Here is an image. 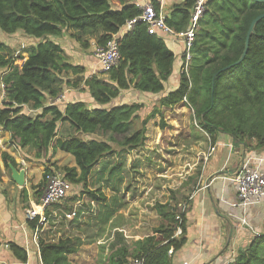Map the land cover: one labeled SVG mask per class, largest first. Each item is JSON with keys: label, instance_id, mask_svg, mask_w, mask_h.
Instances as JSON below:
<instances>
[{"label": "trees", "instance_id": "trees-1", "mask_svg": "<svg viewBox=\"0 0 264 264\" xmlns=\"http://www.w3.org/2000/svg\"><path fill=\"white\" fill-rule=\"evenodd\" d=\"M152 3L158 9L161 6L158 0ZM195 3L185 0L175 4L166 23L176 31L186 29ZM142 11L137 0H0L1 31L11 34L21 29L40 38L25 55H15L0 39V68L6 69L0 127L10 132L20 150L29 148L36 158L47 161L44 180L33 194L37 202L46 188L45 177L53 169L63 172L72 184L88 186L103 157L144 144L147 124L161 114L160 109L142 117L143 103L112 102L130 88L150 94L163 92L176 61L167 40L149 33L145 22H138L118 39V63L109 71L86 76L85 66L70 62L63 46L50 36L67 31L82 48H90L92 42L106 46ZM65 87L87 89L95 105L77 100L62 109V102L55 99ZM185 98L212 144L219 132H225L240 142L255 140L257 147H264V2L206 0L188 72H180L178 87L159 102L173 106ZM25 107L37 112L29 114ZM138 119L141 126L136 127ZM58 150L71 154L75 165L51 164L48 157ZM2 159L9 172L10 164L18 166L7 151L2 152ZM86 192L92 200L107 199L101 191ZM184 205L157 203L159 226L151 235L137 240L132 250L120 245L107 264H128L132 257L143 258L145 264H172L173 254L187 242V203ZM27 222L35 229L38 217ZM9 245L19 261L28 262L25 247L15 242ZM78 249L70 237L54 242L39 238L43 264H73L68 255ZM228 264H264V229Z\"/></svg>", "mask_w": 264, "mask_h": 264}, {"label": "rangeland", "instance_id": "rangeland-1", "mask_svg": "<svg viewBox=\"0 0 264 264\" xmlns=\"http://www.w3.org/2000/svg\"><path fill=\"white\" fill-rule=\"evenodd\" d=\"M0 39L13 49L15 55H25L27 48L40 40L21 29L11 34L0 30ZM18 62L22 63V60ZM5 72L6 69L0 68V106L5 99L2 80ZM126 92L121 97L124 102L144 104L140 111L142 117L148 116L155 108L160 109L161 114L147 124L144 144L126 152H118V149L115 154L103 157L95 167L89 185L73 184L68 196L54 204L52 209L55 212L48 211V219L41 225L43 231L37 233L38 237L53 242L62 237L72 238L81 251L72 255L76 264L83 263L82 260L86 263L100 261L102 252L116 245H127L132 250L137 240L151 235L159 226L161 217L157 203L172 202L183 206L189 201L191 190L208 181L203 171L215 147L189 103L183 101L162 106L160 99L144 97L145 94L136 91ZM24 111L29 114L37 112L27 107ZM135 125L141 126V120H136ZM26 150L28 154L23 153L25 160L17 162V168L25 171V185L32 195L35 187L44 180L47 161L30 155L31 149ZM48 159L60 167L75 165L71 154L57 152L50 154ZM6 181H9L6 191L10 192L12 185L14 189L22 190L13 179L12 170L9 172L3 165L0 184ZM89 190L102 192L107 199L93 202L86 192ZM22 194L19 200L27 214L38 202L35 198L33 202L24 203Z\"/></svg>", "mask_w": 264, "mask_h": 264}, {"label": "crops", "instance_id": "crops-1", "mask_svg": "<svg viewBox=\"0 0 264 264\" xmlns=\"http://www.w3.org/2000/svg\"><path fill=\"white\" fill-rule=\"evenodd\" d=\"M147 1L152 2V0H137L138 4ZM158 1L163 11L168 15L175 4L183 3L185 0ZM50 37L63 46L70 62L85 66L86 76L101 72L95 56V48L97 47L95 42H92L90 48L85 49L67 31L62 35ZM164 38L176 55L174 71L166 81L163 92L157 94L143 93L145 94L144 97L148 95L160 99L169 91L176 89L180 83L179 75L176 73H180L183 44L169 36ZM128 90L140 92L133 88L123 90L112 104L129 103L124 102L121 98L123 93L126 94ZM63 94L65 98L61 101L62 109L68 103L77 100L95 105L87 89L65 87ZM216 137L214 144L210 139L215 150L209 156L203 171L204 178L208 181L197 188H193L191 190L192 195L186 202L187 242L173 254L172 264H228L239 250L245 248L264 229V197L257 202L243 203L237 197L235 183L230 180L234 171L239 167L260 166L264 169V147H257L255 140L240 142L225 132H219ZM10 139V132L0 127V145L2 146L0 168L5 166L2 159L4 150L13 156L16 162L24 159L23 153L28 154L27 148L20 150L13 142L9 143ZM57 152L69 154L61 150ZM29 154L34 155V151H30ZM42 168L45 167L42 166ZM209 178L211 179L209 180ZM8 185L9 181L0 184V264H24L16 258L10 249V242H15L27 249L28 264H43L39 250L40 237L38 234L40 231L36 234L35 230L29 226L24 205L19 200L22 192L24 194L22 195L25 196L24 203L33 202L35 190L31 195L28 186H22V190H17L12 185L10 192H8L6 191ZM23 189H28L27 193L23 192ZM118 247L116 245L111 249L107 248L105 252H102V260L100 261L86 263L82 260L83 263L79 264H107L111 253ZM79 252H81L80 248L77 252L68 255L71 263L76 264L72 255Z\"/></svg>", "mask_w": 264, "mask_h": 264}, {"label": "built area", "instance_id": "built-area-1", "mask_svg": "<svg viewBox=\"0 0 264 264\" xmlns=\"http://www.w3.org/2000/svg\"><path fill=\"white\" fill-rule=\"evenodd\" d=\"M206 0H196L190 25L182 30L176 31L170 27L165 18L167 14L163 11L162 6L158 9L154 3L147 1L140 3L142 7V13L130 19L121 30L114 34L112 39L107 43L106 46H97L95 48V56L97 57L98 63L101 66V71H109L115 66L119 59V44L118 39L125 32L131 30L134 25L138 22H145L149 33L158 34L164 37H171L176 41L183 44L182 60H181V71L188 72L190 62L192 60V47L196 38V32L198 29V21L205 10ZM65 98L64 94L55 99L58 103ZM187 102V98L184 99ZM214 149V147L212 148ZM230 180L235 183L237 188V197L243 203H252L260 201L264 197V169L260 166L254 167H239L234 171ZM46 188L43 196L41 197L38 204H33L32 209L27 213L28 219H35L38 217V224L36 226L35 233L37 234L41 229V225L45 224L48 216L47 212H55L52 208L54 204L61 202L70 193L73 184L68 181L63 172L60 170H52L46 175ZM95 202V200H92ZM38 205L41 208V212H35V206ZM184 205L183 207H185ZM51 215V214H49ZM179 217V216H178ZM181 231L179 230L178 233ZM24 264H28L27 262ZM128 264H145L144 259L141 257H132L129 259Z\"/></svg>", "mask_w": 264, "mask_h": 264}, {"label": "water", "instance_id": "water-1", "mask_svg": "<svg viewBox=\"0 0 264 264\" xmlns=\"http://www.w3.org/2000/svg\"><path fill=\"white\" fill-rule=\"evenodd\" d=\"M264 2V0H258ZM246 53V51H245ZM244 55L240 59V61L243 59ZM11 170H12V177L19 184L20 186H24L26 182V174L24 170L18 169L16 166L13 164H10Z\"/></svg>", "mask_w": 264, "mask_h": 264}, {"label": "bare ground", "instance_id": "bare-ground-1", "mask_svg": "<svg viewBox=\"0 0 264 264\" xmlns=\"http://www.w3.org/2000/svg\"><path fill=\"white\" fill-rule=\"evenodd\" d=\"M34 209H35V212H38V213L41 212V208L38 205H36Z\"/></svg>", "mask_w": 264, "mask_h": 264}]
</instances>
